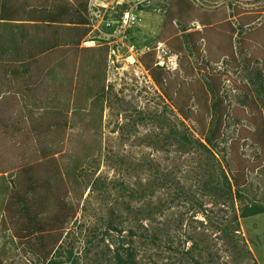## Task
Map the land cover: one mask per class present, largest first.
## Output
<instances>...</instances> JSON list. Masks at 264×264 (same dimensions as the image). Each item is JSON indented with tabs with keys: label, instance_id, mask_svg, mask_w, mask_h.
Returning <instances> with one entry per match:
<instances>
[{
	"label": "rangeland",
	"instance_id": "1",
	"mask_svg": "<svg viewBox=\"0 0 264 264\" xmlns=\"http://www.w3.org/2000/svg\"><path fill=\"white\" fill-rule=\"evenodd\" d=\"M4 1L0 9L5 4L20 25L32 28L13 25L9 37L0 28V49L22 31L34 41L58 31L30 20L74 3ZM88 1L87 35L80 47L91 51L65 59L62 69L51 74L45 63L44 74L21 95L7 92L0 71V264H43V249L35 248L40 238L25 230L33 227L27 214L39 210L42 218L49 214L52 220L64 208L71 209L69 218L48 256L60 253L62 264H114L116 248L122 243L126 248L129 241L138 264H264V214L238 219L239 229L229 239L219 231L243 204L264 205V151L251 135L256 129L249 122L251 111L241 107L249 100L246 85L260 109L264 133V0H183L194 6L186 17H179L178 0ZM93 6L97 13L93 9L90 14ZM135 7L140 22L120 44L118 36H108L112 30L105 25L112 29L121 11ZM168 11L177 17L164 25ZM203 18L208 24L200 22ZM182 28L200 33L198 54L172 47ZM13 43L19 44L17 39ZM23 45L29 51L37 47ZM148 50L165 73L162 87L140 61ZM92 75L103 96L89 97ZM205 75L220 78L229 110L223 141L210 162L201 152L178 151L166 140L170 132L196 135L210 125L209 98L205 107L196 99V94L205 98ZM185 99H190L188 119L175 106ZM232 143L243 161L246 184L244 202L230 206L216 202L207 188L214 180L210 176L224 169ZM44 148L53 152L42 161ZM129 190L145 193L137 200L128 197ZM111 217L122 231L119 236L108 232ZM67 250L74 262H66Z\"/></svg>",
	"mask_w": 264,
	"mask_h": 264
},
{
	"label": "trees",
	"instance_id": "2",
	"mask_svg": "<svg viewBox=\"0 0 264 264\" xmlns=\"http://www.w3.org/2000/svg\"><path fill=\"white\" fill-rule=\"evenodd\" d=\"M178 1L180 3L179 17H186L188 12L192 11V8H194V6L188 5L186 1L183 0ZM3 2L5 1L3 0ZM88 2V0H74V3L71 7H68L67 5L64 6L62 4L57 5V7L52 10V15L49 14V11L44 10V13H46V15H43V13H41L40 17L35 16L30 21L33 22V25L38 22H43L41 23V26L58 31L52 32V34L48 37L46 36L44 38H37V40L35 41L34 38H31L29 32L26 33L25 31H22L23 33L19 32L17 36H15L14 34L13 37H11V45L8 44V46H3L0 49V71L2 73H5L2 78L3 80L6 79L5 82L8 88H5H7V92H11L13 90L15 94L21 95L22 91L24 90V93H28L31 91L32 84H34L37 79H39L40 76L44 74L45 68H43L42 65H45V63L50 64L48 72H50L51 74L56 68L62 69V63L65 61V59L77 56L78 54H83V52L85 53L91 51L89 48L80 47L81 42L87 35V29L85 28L86 26H88V20L86 19L85 14L87 12L86 9ZM122 13L123 12L121 11V14ZM137 16L139 18L138 14ZM175 17H177L175 16V14H172V12L168 11L165 15L164 25H166L168 22H171ZM14 19L15 16L13 15L12 11H5V4H3L0 9V21L5 24V22L11 23V21H14ZM200 22L204 23V25L208 24L207 19L204 18L201 19ZM31 26L32 25L29 24H23L19 27L32 28ZM33 29H35V27H33ZM186 30L187 28L181 29V38L179 36L176 37V44L172 47L176 48L178 52L181 50H187L192 53L194 52L195 54H198L195 43L196 39H198L197 36H199L200 33H198V31L185 33ZM127 32L129 33V31ZM10 35L8 34V37ZM15 39H17V43L19 44L15 45V43H13L15 42ZM23 42H29L32 45L35 44V47L36 45L37 47L34 48V50L29 51L30 44L24 48L25 44L23 45ZM171 50L175 51L174 49ZM231 57L234 61L233 56ZM53 60H55V62ZM140 61L148 71V74L151 77L152 81L158 87H162L164 81L163 76L165 73L163 72L162 67H158L157 65V62L155 60V53L148 50L140 57ZM244 62L246 67L251 66V62L249 59H245ZM239 67V64L235 62V65H233V69H237ZM90 78L94 82L91 86L89 85L88 87V90H90L89 97L92 98L95 95L103 96L104 89L96 84L100 82L99 79H97V76L95 77L94 75H92ZM203 83L205 86V98L201 100V97L196 94V99L199 103L202 101V105L203 107H205L209 98V108L212 118L210 125L206 130L204 129L198 131L196 135H186L185 133L178 134L175 132H170V137H168L166 140L168 144H170V141L176 144L178 147V151L189 152L191 150H195L197 152H201L202 155H205L206 158H208L207 160H209L210 162L214 161L213 149H215L219 145V143L223 141L222 129L224 127L225 119L229 115V110L224 105L225 99L220 94L222 83L220 81V78L214 75H205ZM244 86L246 96L248 95L249 100L245 98L246 100L241 102V107L244 109L248 108L251 111V115H249V122L256 128L251 135L257 141H259L260 146L264 151V133L262 129L263 125L261 116H259L260 109L258 108L257 101L251 95V89H249L246 85ZM16 89L18 90L16 91ZM69 92H71V89H69ZM256 92L261 93V90L256 89ZM164 94H166L165 91ZM166 96L168 97V95ZM168 98L171 100L170 97ZM190 99H185L181 103L175 104L181 118L183 119H188L189 117L190 107H187V104ZM32 130L34 131V133H37V130ZM195 136L197 137L195 138ZM236 148V143H232L228 149V152H230V154L227 152V159L225 161L224 169H220V173H218V175L210 176V179L213 180L214 178V180L211 186L207 188L208 192L216 202H229L230 206H233L234 201L236 200L240 201L241 203L244 202L243 193L241 192V190L246 184V173L242 165L243 161L236 154ZM50 152L53 151L51 149L46 151V148L42 149L40 159L42 161L48 160ZM206 163H208V161H206ZM211 167V169H213V166ZM28 170L29 169L26 168V171ZM206 186L207 184L204 185L205 189ZM14 187L15 185L13 184V186H11V189L14 190ZM118 187H120V189L122 188L125 191V188L122 187V184H119ZM129 191L130 193L128 197L132 199L136 198L137 200L142 199L143 194L145 193V191H139V193H136L132 190ZM56 201L59 200L57 199ZM70 210L68 208H64V211L60 212L59 216L54 217L52 220L49 214L46 215L45 218H42L41 214H39V210H37L33 216L27 214V218L32 223L33 227H27L26 225L25 230H31L30 235L35 234V237L40 238V241L37 243L35 248L43 249L41 251V260H43V264L63 263L60 253L56 256H51V258H48V256L50 255V251L56 248L61 238V229L65 225L66 219L69 218ZM26 212L27 210H25V213ZM262 214H264V205L257 204L255 202L251 204L245 203L237 211L234 210L231 221L228 222L227 225L220 227L219 231L222 233L223 238L229 239L231 235L235 234V232H237L239 229L238 219L245 220ZM107 228L108 232L114 233L118 236L122 233V231L119 230L115 225L113 217L109 218V224ZM107 233H105L106 236L108 235ZM130 235L133 236V234ZM151 239L157 240L154 236H152ZM129 244L130 241L127 242L126 248L124 247V243L120 244L119 247L116 248L113 257L114 264H138L136 261L135 250L131 248ZM190 252L188 250L186 255H188ZM65 260L66 262H74L72 250L66 251ZM253 264L257 263L254 261Z\"/></svg>",
	"mask_w": 264,
	"mask_h": 264
},
{
	"label": "built area",
	"instance_id": "3",
	"mask_svg": "<svg viewBox=\"0 0 264 264\" xmlns=\"http://www.w3.org/2000/svg\"><path fill=\"white\" fill-rule=\"evenodd\" d=\"M97 1L98 0H94V4ZM89 6H90V4H89ZM93 9H94V13H97L95 11L94 6H93V7H90V9H89L90 14L93 11ZM136 11H137V7H135L134 9L130 8L128 10L123 11V13L121 14V16L118 19L119 21L116 20V24L114 25V27H112V29H111V25L106 24L105 27L106 28H110V31L112 30L111 34H108V36L111 37V38H115V35L118 36L119 39H120L119 42H120V44H122V40L123 39L125 40V37L127 35V31H129L130 29L135 27L140 22L137 14H136ZM94 17H96L95 14H94ZM97 18H99V16ZM97 32H99V29H97ZM99 35H100V33H99ZM91 42H93V41H91ZM114 45H116V43L113 40L111 42V46L113 47ZM110 53H111V56H112L114 54V49H110Z\"/></svg>",
	"mask_w": 264,
	"mask_h": 264
},
{
	"label": "crops",
	"instance_id": "4",
	"mask_svg": "<svg viewBox=\"0 0 264 264\" xmlns=\"http://www.w3.org/2000/svg\"><path fill=\"white\" fill-rule=\"evenodd\" d=\"M18 22L19 21L15 20V19H14V21H11V23L5 22V24L0 21V28L3 29L4 31H7V33H9V35H10L12 33L13 25H19L20 26V24Z\"/></svg>",
	"mask_w": 264,
	"mask_h": 264
},
{
	"label": "clouds",
	"instance_id": "5",
	"mask_svg": "<svg viewBox=\"0 0 264 264\" xmlns=\"http://www.w3.org/2000/svg\"><path fill=\"white\" fill-rule=\"evenodd\" d=\"M90 3H88V6H89ZM94 42V41H93ZM97 43V42H96ZM98 44V43H97Z\"/></svg>",
	"mask_w": 264,
	"mask_h": 264
},
{
	"label": "bare ground",
	"instance_id": "6",
	"mask_svg": "<svg viewBox=\"0 0 264 264\" xmlns=\"http://www.w3.org/2000/svg\"><path fill=\"white\" fill-rule=\"evenodd\" d=\"M131 58V57H130Z\"/></svg>",
	"mask_w": 264,
	"mask_h": 264
}]
</instances>
